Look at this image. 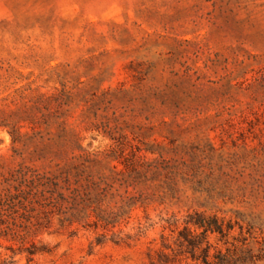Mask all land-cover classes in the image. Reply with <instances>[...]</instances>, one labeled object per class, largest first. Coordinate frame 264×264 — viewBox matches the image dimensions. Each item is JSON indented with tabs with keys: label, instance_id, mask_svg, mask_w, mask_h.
<instances>
[{
	"label": "rangeland",
	"instance_id": "1",
	"mask_svg": "<svg viewBox=\"0 0 264 264\" xmlns=\"http://www.w3.org/2000/svg\"><path fill=\"white\" fill-rule=\"evenodd\" d=\"M71 142L130 176L121 239L0 264H264V0H0V174Z\"/></svg>",
	"mask_w": 264,
	"mask_h": 264
},
{
	"label": "trees",
	"instance_id": "2",
	"mask_svg": "<svg viewBox=\"0 0 264 264\" xmlns=\"http://www.w3.org/2000/svg\"><path fill=\"white\" fill-rule=\"evenodd\" d=\"M42 158L40 167L21 162L17 168L0 174V245L1 241L8 242L13 255L25 254L32 261L48 251L37 238L51 233L56 225L58 229H72V233L79 229L100 230L98 243L121 239L114 229L129 217L139 200L129 189L130 176L116 165L106 168L78 142L51 145ZM190 218L196 227L221 233L215 217L196 212ZM181 236V245L186 242L191 257L199 259L195 255L199 243L194 241L198 235L183 232ZM161 257L171 262L167 255ZM207 258L205 251L201 259L204 264H209Z\"/></svg>",
	"mask_w": 264,
	"mask_h": 264
}]
</instances>
